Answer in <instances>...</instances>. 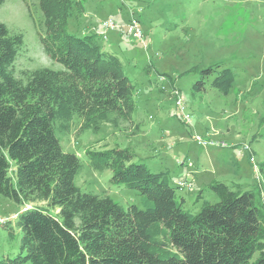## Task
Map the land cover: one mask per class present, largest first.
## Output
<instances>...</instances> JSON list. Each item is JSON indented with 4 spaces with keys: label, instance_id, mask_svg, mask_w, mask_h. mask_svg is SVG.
Returning a JSON list of instances; mask_svg holds the SVG:
<instances>
[{
    "label": "trees",
    "instance_id": "1",
    "mask_svg": "<svg viewBox=\"0 0 264 264\" xmlns=\"http://www.w3.org/2000/svg\"><path fill=\"white\" fill-rule=\"evenodd\" d=\"M39 2L47 29L58 19L57 29L41 35L42 49L62 68L16 74L23 34L0 21V195L21 206L43 203L18 212L19 250L1 256L0 264H264V213L249 190L213 182L219 200H203L190 212L167 171H151L118 147L87 148L89 166L109 168L111 181L137 190L142 206L80 189L83 164L63 150L60 136L76 122L78 131L96 136L133 124L135 85L120 58L101 47L100 36L64 29L76 0ZM218 68L200 70L194 90H204V78L214 73L209 85L228 93L234 72ZM1 224L12 233L7 221Z\"/></svg>",
    "mask_w": 264,
    "mask_h": 264
},
{
    "label": "rangeland",
    "instance_id": "2",
    "mask_svg": "<svg viewBox=\"0 0 264 264\" xmlns=\"http://www.w3.org/2000/svg\"><path fill=\"white\" fill-rule=\"evenodd\" d=\"M76 2L64 27L68 33L99 36L104 19L116 22V27L106 30V39L98 37V41L120 58L135 85L137 105L133 124L107 127L96 136L90 130L78 131L76 122L67 135H59L63 150L75 153L83 164L77 177L80 189L108 195L123 206L141 207L137 190L113 183L109 168L91 169L86 155L89 147L127 148L131 161L154 172H168L170 185L190 212H197L203 200L217 202L210 184L221 182L232 190L253 192L264 213V0ZM131 17L140 22L141 39L125 33ZM44 19L39 0L0 4V21L23 34L24 45L14 62L16 74L23 69L63 67L44 53L40 39L57 29L58 19L55 15L49 29ZM215 64L233 70L232 89L224 94L211 87L213 73L204 78V90H194L200 70ZM177 98L188 121L175 105ZM197 136L210 144L197 143ZM179 180L190 186L178 187ZM34 205L43 203L21 206L0 195V218L12 228L10 234L0 224V257L18 252L21 233L15 226L16 215Z\"/></svg>",
    "mask_w": 264,
    "mask_h": 264
},
{
    "label": "built area",
    "instance_id": "3",
    "mask_svg": "<svg viewBox=\"0 0 264 264\" xmlns=\"http://www.w3.org/2000/svg\"><path fill=\"white\" fill-rule=\"evenodd\" d=\"M117 24L116 22L111 18L108 17L107 19H104L101 22V28L100 31L98 32V35L102 38V39H106V30L112 27H116ZM125 33L127 35H131L136 39H141L142 38V29L140 27V22L136 17H131L129 19V21L126 23V28H125ZM175 105L177 106L178 110L180 113L184 112V105L182 104V101L180 98H177L175 100ZM182 117L184 118L185 121H188L189 119V115L186 113L182 114ZM197 143L199 144H203V145H208L210 144L209 141L207 140H202L201 138H199L198 136L195 137ZM246 148V147H245ZM248 148V147H247ZM177 186L178 187H184V186H190V182H188L187 180H179L177 182ZM4 221V219L0 218V224Z\"/></svg>",
    "mask_w": 264,
    "mask_h": 264
}]
</instances>
